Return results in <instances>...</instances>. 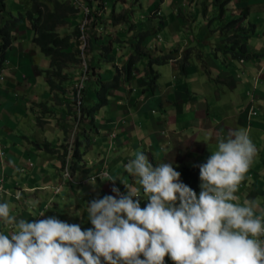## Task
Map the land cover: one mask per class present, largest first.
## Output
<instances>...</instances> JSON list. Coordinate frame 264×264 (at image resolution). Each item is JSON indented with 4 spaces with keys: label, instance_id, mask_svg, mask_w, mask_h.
<instances>
[{
    "label": "crops",
    "instance_id": "1",
    "mask_svg": "<svg viewBox=\"0 0 264 264\" xmlns=\"http://www.w3.org/2000/svg\"><path fill=\"white\" fill-rule=\"evenodd\" d=\"M166 2H169L168 11L171 12L169 19H172H165L166 22L160 19L156 22L165 23L163 24L164 29L161 28L160 40L163 37L166 38L167 35L170 37L166 39L170 38L171 42L163 46L157 43V38L155 39L154 36L151 38L156 46L154 49H157L155 54L159 55L160 52L162 57L173 54L169 56L168 64L172 66V78L178 79L181 84L179 87H174L173 83H167L169 84L167 88H162L158 79L154 92L144 91L141 75L144 76V67H147L148 57L142 56L141 60L134 63L132 69L136 66L139 69L132 75L126 74L122 69L129 58L137 53L135 51L131 55V51L122 50V58L120 57L121 59L117 62L118 68L121 69L120 72L115 67L117 66L115 63L108 66L96 65L95 56L99 58L97 45L96 48L92 46L95 48L93 53L87 54V58L92 59L90 64L96 66L97 72H90L92 75H89L84 83L86 84L88 107L91 108L93 105L94 111L85 119L84 130H80L78 149L81 148L84 152H88L87 155L93 156L94 159L86 158V167L76 174L79 173L81 176L87 174L84 179L96 178L94 185L89 181L77 190L83 191L84 198L88 200L90 195L97 199H102L107 195L119 199V196L112 191L113 187L119 188V193H124V184L123 187L117 186L121 180L131 185L134 184L133 177L125 169L121 171V166L131 160L130 153L135 155L138 152L146 154L153 167L161 163L171 164L181 174L180 182L184 183L185 170H193L194 167L206 163L212 152L217 150L219 139L227 140L231 132L245 128L257 149V154L247 173V177L251 179L246 178L236 194L241 198V204L244 199L259 201L257 196L264 187V0H228L225 2V8L229 10L227 14L224 13L226 21L241 18L240 24L246 28L250 26L253 30L252 33L247 32V29L243 30L240 33L245 35V38H238L247 45L248 57H240L237 50L229 49L231 43L237 40L234 37L230 40L226 38L229 40L225 41L224 46H228L226 43L229 44L226 50L211 48L212 53L200 52L203 56L201 62L204 63L202 71L209 68H205L208 66L205 58H216L219 62L222 55H225V63L221 61L222 68H224L222 76L218 77L217 81L222 91L218 86L213 93L215 96L205 97L206 99L201 95V97L195 96L193 84H191L193 80H189V77L196 73L197 69L189 63L190 61L183 60L181 53L185 48L183 44L190 45L194 41V38L188 35L191 34V30L187 25H192L194 16L201 15V11L202 18L208 17L209 13L216 8L215 3L212 0H167ZM34 4L32 0H13L9 9L11 11L4 14V21L9 22V27L16 22L17 29L12 30L14 43L7 51V61L0 72V78H2L0 79V181L6 190L5 195H0V203L10 204L11 214L16 217L17 222L20 219L37 222L50 217L56 218L55 215L63 208L62 205L67 207L65 204L69 201L67 197H73L71 193L69 196L63 194L66 181L63 180L58 170L59 157L58 165H53L54 172L49 170L51 162L43 154L48 152L45 148L46 144L58 148L60 144L66 143L68 127L73 125V106L69 103L73 102L74 87L81 76H75L70 83L72 85L68 86L67 93L62 94L60 100L50 94L46 77L42 71L50 68V61L39 53L33 42L34 34L29 21L25 16L20 17V14L24 15L28 11L35 12ZM154 4L151 2L149 6L153 8ZM160 5V8L157 6L156 9L159 8L163 14V6L166 3L162 1ZM218 5H221V2ZM126 7L127 4H124V8ZM109 8L107 7V10ZM146 11L143 14H146ZM14 15L19 16L20 19L17 20ZM171 20H176L177 23ZM178 24L183 25V30L187 27L188 33L185 36L182 35V25L178 26ZM115 26L111 25L110 29L121 25ZM147 27L146 29H151ZM231 33L229 36H233ZM83 34L81 30V38ZM107 36L104 37V41L110 40ZM147 39L148 37L139 49L137 48L138 52L147 53L141 52ZM19 45L21 52L16 57L15 50ZM133 49L136 50V48ZM146 50L151 52L150 49ZM127 52L130 53L127 54ZM211 55L213 57L210 58ZM100 68L103 73L99 75ZM210 73L214 72L211 70ZM181 76H186V82ZM116 77L117 87L107 94V103L97 108L99 99L92 92L97 93L101 88V82L111 84ZM229 93L233 96L230 97ZM140 97V101L137 100ZM99 113H104L100 121L96 117ZM132 120L136 122V125H132ZM89 129L97 135L98 142L94 145L87 141ZM106 130H112V132L114 130V133L109 135V131L106 132ZM162 133L165 135L162 136ZM96 146L98 151H102V148L110 149L107 151L111 153L110 156L104 151L96 155ZM119 147L126 150L127 155L125 153L118 155ZM81 158L77 159L79 163H81ZM101 171L109 172L112 180L116 178V183H107L106 180L99 181ZM201 184L199 177L198 187L194 191L197 196L201 191ZM52 186H61L63 191L60 195L53 194ZM72 189L74 196H77L76 189L74 187ZM20 192L22 193L21 198L16 199L17 193ZM55 198L59 199V203H55L56 210L49 204L51 200L55 201ZM94 200L96 199L92 197L91 201ZM61 201L64 202L61 204ZM39 206L40 209H38ZM45 206L47 209H43ZM29 208L32 209L31 212ZM73 212L76 213V210L73 209ZM41 213L44 215L41 216ZM256 214L261 215L257 211ZM79 216L81 215H75L76 218ZM0 231L10 234L6 231L3 221H0ZM166 257L171 260L170 257ZM172 264H174L173 261Z\"/></svg>",
    "mask_w": 264,
    "mask_h": 264
},
{
    "label": "clouds",
    "instance_id": "2",
    "mask_svg": "<svg viewBox=\"0 0 264 264\" xmlns=\"http://www.w3.org/2000/svg\"><path fill=\"white\" fill-rule=\"evenodd\" d=\"M81 7L86 9V18H89L88 9ZM147 10L149 14L140 16L162 15L159 8ZM5 12H0V23ZM15 18L19 20V16ZM13 43L11 35V46ZM115 65L118 68L119 65ZM86 72L74 87L75 114L65 143L68 145L67 161L63 168L61 162L58 167L64 181L76 182L79 174L76 173L87 165L88 152L80 148L81 163L78 169L72 168L74 148L80 145L77 143L80 128L89 117L82 111ZM82 80L79 96L77 85ZM256 154L257 149L245 128L231 132L227 140L219 139L217 150L199 166L202 184L197 196L180 182L181 174L171 164L153 167L148 156L138 152L124 167L134 179L138 178L136 183L143 187L149 203L141 208L139 199H133L140 196V190L134 186L126 184L127 195L113 187L119 199L107 195L91 201L88 209H84L88 216L83 212L80 218H73L74 224L54 217L17 222L10 204L2 202L0 221L10 234L0 231V264H164L166 256L174 264H264V215L256 214L259 201L244 199L241 204L236 194L244 180L251 179L247 173ZM99 174L104 177L109 172ZM95 178L80 182L90 181L94 185ZM51 190L60 195L62 187L52 186ZM5 194V186L0 181V195ZM21 196V192L17 193L16 199ZM82 216H86L90 229L82 230L77 225L82 222Z\"/></svg>",
    "mask_w": 264,
    "mask_h": 264
},
{
    "label": "rangeland",
    "instance_id": "3",
    "mask_svg": "<svg viewBox=\"0 0 264 264\" xmlns=\"http://www.w3.org/2000/svg\"><path fill=\"white\" fill-rule=\"evenodd\" d=\"M9 1H10V4H12L13 0L12 1L9 0ZM122 1L123 0H120L119 4L120 5L127 4V7L124 8V6L122 5V9L117 10V13L121 14L124 17V24L121 25L120 27L110 29L111 25H109V23H107V20L111 18L112 11H113V9L107 10V7L108 8L111 7L114 0H104V1L94 0L93 1L94 5L97 4L98 2L103 3L102 4L103 8L100 9V11L97 13V16L100 18V21L97 23L98 24L97 27H96V25H93L91 27V25L93 23V19L90 17L86 18V13H85L86 9H83L82 7H79L81 10V13L84 16V17H82V20H81L82 22L79 21L80 19H70V22H71L70 25H75V24L79 25V22H81L80 23V29L84 32V34L81 38L82 43H81L80 49L85 55L93 53L95 48L98 46L97 49H98L99 58H97V56H95V58L97 60V62H96L97 66L101 65V64L104 66L113 65L114 63L117 64V62L122 58L121 55L123 53L122 52L123 49H124V51H131V55H132L133 51L137 52V48L139 47L137 43L142 38L143 32H145L147 30L146 29L147 26H149L147 28H151V32H152L151 36L156 35L157 37H159V38H157V43H160L161 45L165 46L166 43L171 42L170 38H169V40L166 39V38L170 37L167 35H166V38L163 37L162 40H160L161 39L160 35L162 33L161 28L164 29L163 24H165V23H163V21H165V19H169V13H171L170 11H168L169 10L168 9L169 8L168 7L169 2H166L167 0H162L166 3V5L163 6L164 13L162 15H160V17H157V15L155 13V14H152V16H148L145 18H143L140 15H141V13H145L147 7L149 6V3H151V2L155 3L153 6L156 9L157 6L160 8V6H161L160 4L162 3L161 0H141V1H139V0H125V3H123ZM212 1L215 3L216 8L213 9L210 13L207 12V13H209L208 17L202 18L203 15H202V11H201L202 17H201V15H195L194 19L192 20V23H191L192 25H187L188 29L191 30V32H190L191 34H188V35H191V37L194 38V41L190 45L183 44L185 48H184L183 52L181 53L183 60H186V62L190 61L189 63L194 65L197 69L196 73H194L192 76L189 77V80H191V81L193 80L191 82V84H193V91L195 92V96L201 95V96H204V98L205 97L206 98H209V97L212 98L211 95L215 96V94H213V93L215 92L216 89H218L217 88L219 86L218 84H220L217 81H218V77L222 76V71L224 68H222L223 65H221V61H223L225 63V59H224L225 55L224 56L222 55V58L219 60V62H218V59H216V58H212V59L205 58V62L208 64V66H206L205 68L209 67L210 69L207 68V70L202 71V69L204 68V63L201 62L203 56L200 54V52L207 51V52L212 53L211 48H214L215 50L217 48L222 49V50H224V49L226 50L228 48L229 44L226 43L228 46H224L225 41H229V40H226V38L229 36V33L232 32V30H230L229 26H228V23L230 20L227 19L228 21H226V18H224L225 15H222V13L224 12L223 10L226 7V4H225V6H222V5L217 6L219 1L218 0H217V2H216V0H212ZM149 8H150V10H152L151 5L149 6ZM33 10L36 12V10H37L36 4L33 5ZM228 11L229 10H226L224 13L227 14ZM195 13H197V12H195ZM173 16L177 17V15H175V14H173ZM192 17H193V15H192ZM19 19H20V17H19ZM160 19L163 21H161V23H157L156 20L159 21ZM170 19H172V18H170ZM171 21H173V23H175V24L177 23L176 20H171ZM180 25H182V24H178V26H180ZM16 26H17V24H16V22H14L9 27V30L11 32H13L12 31L13 28L17 29ZM130 27H131V31L129 33L128 31H129ZM187 27L184 28L185 30H183V25H182V30H183L182 35L183 36H185L186 33H188L186 30ZM184 31H185V33H184ZM252 31H253L252 28L250 26H248L247 32L252 33ZM102 32H104V33H102ZM127 33H129L130 35L127 36L126 35ZM239 35L242 36L241 33H239ZM105 36L109 37L113 42H115L112 45V53L105 55L106 61H104V59L102 60L103 55L100 52V50L103 49V46L101 44L103 42H105L104 41ZM151 36L150 37L148 36V39L144 43V47L142 48L141 52H143V51L147 52L146 56L148 57L149 61L153 60V58H154V60L159 59L162 62L164 60L163 59L164 57L162 58L160 52H159V55H158V53L155 54L157 49H154V47H156V46L152 42ZM97 37H99L98 45L95 48H92L91 39L92 38L94 39ZM125 38H127L126 41L124 40ZM193 38H191V39L193 40ZM256 38L258 39V36ZM132 43H134L135 45H132ZM190 43H191V41H190ZM125 45H127L126 48H125ZM133 48H136V50ZM146 49H150L151 52L147 51ZM15 52H16V54H15L16 57L18 55H20V52H21L20 45L15 50ZM129 53L130 52H127V54H129ZM141 54L144 55L143 53H141ZM169 56H173V54H169ZM169 56L165 55V58H168ZM204 56H206V55H204ZM211 57H213V55H211L210 58ZM81 58H82V55H81ZM90 61H92V59L89 60L86 57L85 59L82 60V63H80L77 67H70L67 70H68V72L72 73V76H74V77L79 76V75L81 77H83V74L85 73V71H87L86 73H87V78H88V76L90 75V73H88V71L90 70ZM153 67H154L155 71H157V73H159V75H160L158 83L160 84V86L162 88L166 89L167 86L169 85L167 83L175 84L174 87L175 86L179 87L181 85V84H179L178 79L172 78V76H171L172 66L170 64H168V62L162 63V64H159V62H156L153 65ZM192 69H195V68H192ZM211 70L214 73H210ZM112 71L115 72L114 70H112ZM98 73H99V75L103 73V71L101 72V68L99 69ZM178 73L181 75L180 71ZM181 77L184 78V82H186V80H187L186 76H181ZM211 79H213V80L211 81ZM88 88H89V85H88ZM219 88H220V86H219ZM178 89L179 88H177V90ZM220 90L222 91L221 88H220ZM183 91H184V89H183ZM92 94L96 97L95 92H92ZM229 95H230V97L233 96L232 93H229ZM140 99H141V97L137 98V100H139V101H140ZM71 103H73V102H71ZM92 107H93V105L91 106V108ZM103 116H104V113H101V114L99 113L98 115H96V117L99 121L102 120ZM132 125H136V122H134L133 120H132ZM51 130H52V128H51ZM80 130H82V128H80ZM107 131H109L108 132L109 135L114 133V130H113V132H112V130L111 131L106 130V132ZM164 135H165V133H162V136H164ZM96 137H97L96 133L91 132V130H90V132L87 134V141H89L91 145L92 144L94 145V144H96V142H98V139ZM113 137H114V135H113ZM118 149H119V152H117L118 155H122V153H125L127 155L126 150L122 149L121 147H119ZM108 150H110V149H108ZM108 150H104L102 148V151H98V147L96 146L95 147V154L97 155V154L102 153L104 151V152H106V154L108 156H110L111 153L110 152L107 153ZM43 155H44V157H47L49 159V161L51 162V167L49 168V170L55 172L53 165H58V156L55 154L48 153V152H45ZM113 156H114V154L112 155V157ZM129 156L131 159L135 158L134 154L130 153ZM87 159L92 160V159H94V157L88 154ZM125 165L121 166V171L125 169V167H124ZM86 175L87 174L81 176L80 174H78L76 176V182H71L70 180L66 181V184L63 186V189H64L63 194L66 196H69L71 193V195H73V197L72 196L67 197L69 199L68 202L67 201L65 202V204H67V207H65V205H62L63 208H61L60 211H58V213H56V215H55L56 219H59V220L62 219L61 220L62 222H67L68 224H74V223H76V220L73 219L75 217V213L73 212V209H75L76 212H79L81 215V214H83L84 209L85 210L88 209V206L91 202L92 197L97 200V198H95L93 195H90L91 197L89 198V200L86 198H83V200L79 199V193L78 192H77L78 195L74 196L72 188L74 187V189H77L79 187H82L84 184L81 183L80 181L82 179H84ZM104 177H105L104 179L102 177H99V181L106 180L107 183H109V182L110 183L113 182L114 184L116 183V178H114L112 180L110 174L108 176H104ZM109 179H111V180H109ZM136 179H138V178H136ZM136 179L132 178V180L134 181V184H132V185L129 183L122 182V180H121L117 186L123 187V184H124L125 195H127V193H128V188H127L126 184L138 188L140 190L139 191L140 196L134 197L133 199L134 200L139 199L141 208H144L145 206H142V204L145 201L146 202H149V201L147 200L146 197H144L143 187L141 185H139L138 183H136ZM67 190H71V191L67 192ZM61 191H63V190H61ZM257 197L259 198V202L260 201H263V202L259 203V208H257L256 211H257V213H261V215H263L264 214V205H263V203H264V187L262 188V192L260 194H258ZM50 202L51 203H49V204L51 206H53L54 209L56 210L57 209L56 204L59 203V199L55 198V201L51 200ZM63 202L64 201H61V204ZM178 203L179 202H177V204ZM47 206H45L43 209H47ZM38 209H40V206ZM84 214H87L86 211L84 212ZM87 216H88V214H87ZM86 219H87L86 216H82L81 217V220H82L81 223L82 224L77 222V225H79L82 230L90 229V223L87 222ZM6 231H8V230H6ZM140 258L143 259L144 257L141 255ZM164 264H172V260L165 257Z\"/></svg>",
    "mask_w": 264,
    "mask_h": 264
},
{
    "label": "trees",
    "instance_id": "4",
    "mask_svg": "<svg viewBox=\"0 0 264 264\" xmlns=\"http://www.w3.org/2000/svg\"><path fill=\"white\" fill-rule=\"evenodd\" d=\"M12 1V0H11ZM37 5L36 12L28 11L24 15L20 14L21 17L25 16L26 19L29 21L30 26L33 30V42L37 46L39 53L48 58L50 61V68L47 70H42L45 77L46 83L49 87L50 94L54 95L57 100H60L61 95H65L67 93V89L69 85L75 77L72 76V73L68 72V68L70 67H77L82 60L87 57V55H83L80 46H81V30L78 24L70 25V19H80L82 20L83 15H81L80 6H83L88 9V17L92 18L93 25L98 26V22L100 18L97 16V13L100 9L103 8V3L98 2L97 4H93L94 0H32ZM104 1V0H100ZM120 0H114L113 4L109 8V10L113 9L112 16L110 19L107 20L109 25H113V27H117L118 25L124 24V17L121 14H116L117 10L122 9V6L119 4ZM141 1V0H140ZM221 2V5L224 6L227 2L226 0H218ZM13 3V1H12ZM224 4V5H223ZM10 1L9 0H0V12L4 13L5 11L10 9ZM124 6V5H123ZM226 11V8L223 10ZM148 12V10L146 11ZM224 12L222 15H224ZM142 14V13H141ZM149 14V12H148ZM4 21V20H3ZM0 23V72L3 69L5 62L7 61L6 54L7 51L11 47V31L9 30V22L4 21ZM240 19L232 20L228 23L229 29L232 30L231 35L227 38L234 40L229 46L231 51H235L239 54L240 57L247 58V45H245L242 40L244 39L245 35L240 36L239 33L243 30H246V27H243L240 23ZM80 23V22H79ZM66 27V28H65ZM67 27H69L67 29ZM131 31V27L129 28V33ZM230 34V33H229ZM247 34V33H246ZM130 35V34H128ZM152 32L150 30L143 32L142 38L137 43L140 47L141 44L145 41L148 36H151ZM155 38L156 35L154 36ZM99 37L92 38L91 43L94 47L98 45ZM113 42L111 39L108 41L105 40L101 45L103 49L100 50L101 54L103 55V59L105 60V55L112 53V45ZM136 44V45H137ZM132 45H135L132 43ZM138 47V49H139ZM236 53V54H237ZM82 55V58H81ZM142 56L146 57V54L142 55L140 52L137 51L136 55H133L129 58V61L124 67V71L126 74L132 75V73L137 71L139 68L136 66L135 69H132L134 63L141 60ZM84 57V58H83ZM163 58V57H162ZM164 60L161 62L158 60H148L147 67L144 68V76H142V86L144 87V91H152L154 92L157 88V80L159 79L160 75L155 71L153 65L156 62L159 64L167 63L169 61L168 58H163ZM96 66H92L90 64V72H96ZM134 72V73H135ZM97 73V72H96ZM92 75V74H91ZM90 75V76H91ZM117 77L111 84L107 82H101V88L97 91L96 95L99 99V103L96 105L97 108L103 107L107 103V94L117 87L118 82H116ZM87 96H86V89L84 91V95L82 98L83 103V113L84 116H88L94 111V108H89L87 104ZM75 103V101L73 102ZM73 103H69L71 106ZM53 113V112H52ZM71 113V110H70ZM73 114H75L73 112ZM40 120V118H39ZM82 124V122H81ZM69 130V127H68ZM84 130V128H82ZM68 138V137H67ZM66 138V139H67ZM79 144V138L78 142ZM77 144V145H78ZM45 148L51 154H55L59 157V161L61 162V167L63 168L68 155V145L63 143L60 145V148H54L51 144H46ZM81 157V153L77 146L74 148V154L72 155V160L74 165H72L73 170L78 169V161L77 159ZM191 172V173H190ZM200 177V167L196 166L193 170H185V174H183L184 184L189 186L193 191H195L198 187V180ZM83 190V189H82ZM79 193V199L85 197L84 192L77 190L75 193ZM149 202H144L142 206H146Z\"/></svg>",
    "mask_w": 264,
    "mask_h": 264
},
{
    "label": "built area",
    "instance_id": "5",
    "mask_svg": "<svg viewBox=\"0 0 264 264\" xmlns=\"http://www.w3.org/2000/svg\"><path fill=\"white\" fill-rule=\"evenodd\" d=\"M83 89V80L81 81L80 84L77 85V91H78V95L80 96L81 92Z\"/></svg>",
    "mask_w": 264,
    "mask_h": 264
}]
</instances>
